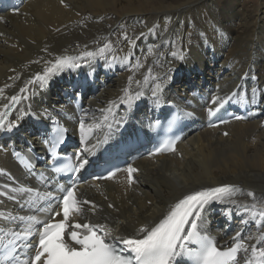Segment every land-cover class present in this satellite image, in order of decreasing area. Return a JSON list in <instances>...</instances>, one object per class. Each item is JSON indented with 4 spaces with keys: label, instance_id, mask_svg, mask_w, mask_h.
<instances>
[{
    "label": "bare ground",
    "instance_id": "obj_1",
    "mask_svg": "<svg viewBox=\"0 0 264 264\" xmlns=\"http://www.w3.org/2000/svg\"><path fill=\"white\" fill-rule=\"evenodd\" d=\"M105 44L110 48L101 55ZM88 52L94 56L87 57ZM173 52L184 58L174 57ZM58 57L71 58L80 67L53 69L56 74L42 87L36 75H43ZM137 61L143 67L137 68ZM148 68L154 76L171 77L160 103L176 104L182 117L195 123L175 153L138 160L131 186L124 173L101 183L100 190L93 184L85 186L81 193L88 194L92 206L82 218L106 225L107 239L116 241L138 236L141 226H154L186 194L233 184L242 193L234 197L235 203L206 207L202 231L228 244L239 231L242 237H254L249 245L257 244L260 230L254 222L243 221L249 219L244 206L255 203L257 210L264 208V128L260 126L264 119V0H0V112L11 96L20 97L6 120L18 127L0 142V193H4L0 212L9 218L14 213L11 208L18 206L16 201L38 200L13 191L18 189L16 183L23 186L25 181L6 149L36 142V123L52 119L68 122L72 134L80 130L83 120L85 131L91 129L87 147L97 145L99 152L118 140L107 130L114 122L127 124L130 133L144 129L155 104L150 91L155 81L143 83ZM89 79L97 83L98 91L88 90L84 109L75 111L70 107L68 83ZM240 79L255 118L224 126L225 137L221 129L196 132L211 108L208 103L232 92ZM137 80L142 82L139 87ZM22 88H26L23 93ZM126 88L133 94L143 92L130 109L121 103ZM196 92L205 100L198 99ZM115 109V117L110 118ZM44 110L49 118L39 115ZM230 222L234 225L228 230Z\"/></svg>",
    "mask_w": 264,
    "mask_h": 264
},
{
    "label": "snow or ice",
    "instance_id": "obj_2",
    "mask_svg": "<svg viewBox=\"0 0 264 264\" xmlns=\"http://www.w3.org/2000/svg\"><path fill=\"white\" fill-rule=\"evenodd\" d=\"M125 39H128V37L125 36ZM108 48H110V45L105 44L104 48L99 50L100 54L102 55L105 49ZM149 52L151 54V50ZM85 55L93 57L94 53L88 52ZM172 55L181 60L184 58L182 54L178 55L176 52H173ZM65 67L78 68L80 65L71 58L58 57L52 67L46 68L43 75L38 73L35 79L40 81L43 87L50 76L56 74L53 69L59 71ZM136 67L140 68L143 65L137 61ZM170 78L168 75L164 77L154 76L151 68H148L147 73L144 75L143 83L147 84L150 81H155L150 91L157 106L161 100L160 94L163 92L164 84ZM28 83H33V81H28ZM129 83H132V77H129ZM135 83L139 87L142 82L137 80ZM20 91L23 93L26 88H22ZM142 95L143 92L141 91H136L133 94L126 88L121 103L126 104L130 109L133 102L140 99ZM233 95H236V93H233ZM218 99L219 97H214L212 103L215 104ZM229 99L231 98L229 97ZM10 100L13 104H16L19 103L20 97L14 95L10 97ZM226 102L222 101L221 107ZM216 111H219V109H216ZM208 114L213 116L215 111L209 109ZM7 115L8 112L6 111L0 112V132H11L18 127L15 122H5ZM23 115L24 113L21 112V116ZM39 115L44 118L50 117L47 110ZM236 119H241V117H236ZM79 127L81 143L86 144L85 123L83 120L80 121ZM54 131L55 135L49 141L53 157L57 155V147L64 143V133L67 130L57 127ZM96 147L97 145H92L89 148L86 145L82 151L94 154L93 150ZM164 150L174 152L175 143H165L160 151ZM75 160L78 163L67 165V170L73 173L79 172L89 163L87 157H82L80 153L76 154ZM28 167L31 170V166L28 165ZM126 171L128 172L129 183L133 182L132 174L137 169L129 167ZM112 175H115V173ZM107 178L111 179L112 177ZM75 188L76 185L73 184L71 187L62 190L64 191L60 200L62 219L58 221L54 219L55 216L61 215L60 211L52 213L53 218L47 222L40 221L36 216L19 217L21 221L25 222V228L21 232L9 231L5 233L12 237L9 241L12 248H8V245L4 246L8 249L9 255L14 251L16 241L26 242L33 234H36L38 235V246L34 249V256L25 264H177L178 259L184 258H187L191 264H240V253H244V264H264V208L257 210L255 203L251 207L244 206L249 219L244 220L243 223L254 222L260 230V235L255 238L257 244L249 245L248 241L254 239V237L250 234L247 237H242L238 231L233 237L232 245L222 249L217 246L213 238L202 231L203 213L206 206L212 203H235L234 197L243 191L238 185L223 184L186 194L171 205L163 218L154 226H141L138 229L140 238H117L116 241L107 239L108 230L106 225L71 222L73 213H82L81 202L75 193ZM13 191L24 193L32 190L19 188ZM0 195H4V193H0ZM247 195L252 197L253 200L256 199L252 192H248ZM47 198H52L50 193ZM83 203L87 204L88 201H83ZM45 211L48 210L45 209ZM0 218L8 219L2 212H0ZM0 232H4V229L0 228ZM66 232L70 238L69 242L65 240ZM117 241L124 247L119 248ZM2 242V238H0V243ZM24 246L27 247V244ZM125 252L131 255H125ZM0 264H5V261H0Z\"/></svg>",
    "mask_w": 264,
    "mask_h": 264
},
{
    "label": "rangeland",
    "instance_id": "obj_3",
    "mask_svg": "<svg viewBox=\"0 0 264 264\" xmlns=\"http://www.w3.org/2000/svg\"><path fill=\"white\" fill-rule=\"evenodd\" d=\"M223 1H225V0H223ZM243 1H263V0H243ZM255 16H256V17L260 16V13H259V12L256 13ZM178 77L180 78V77H181V74H179ZM69 97H70V96H69Z\"/></svg>",
    "mask_w": 264,
    "mask_h": 264
}]
</instances>
